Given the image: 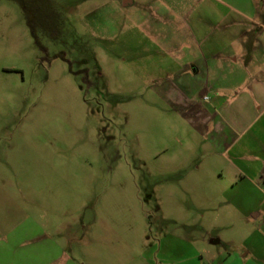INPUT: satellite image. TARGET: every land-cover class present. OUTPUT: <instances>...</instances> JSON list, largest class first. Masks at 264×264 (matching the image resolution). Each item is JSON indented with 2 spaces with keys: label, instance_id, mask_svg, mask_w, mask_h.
<instances>
[{
  "label": "rangeland",
  "instance_id": "obj_1",
  "mask_svg": "<svg viewBox=\"0 0 264 264\" xmlns=\"http://www.w3.org/2000/svg\"><path fill=\"white\" fill-rule=\"evenodd\" d=\"M219 8L0 0V264H264V187L232 188L173 91L201 60L216 89L248 72L250 38ZM207 45L217 57L198 59ZM254 53L251 73L264 31Z\"/></svg>",
  "mask_w": 264,
  "mask_h": 264
},
{
  "label": "crops",
  "instance_id": "obj_2",
  "mask_svg": "<svg viewBox=\"0 0 264 264\" xmlns=\"http://www.w3.org/2000/svg\"><path fill=\"white\" fill-rule=\"evenodd\" d=\"M213 1L220 6V13L224 14V17L229 14L236 16L234 22L227 25H223L225 22H222V28L224 27L225 31H241L242 40L250 38L247 45H243L242 52L243 61L248 65V72L237 73L234 80L228 84L229 88L216 89L209 83L207 62L201 60L200 65L194 63L191 75L182 72L180 77L183 80L179 77L175 81L173 91L177 96L184 97L188 104L189 124L205 137L206 142L216 153L225 157L237 170L239 178L231 182L232 188L245 183L257 189L259 186L264 187V64L263 67L258 68L257 73H251L249 70L255 64L254 50L258 47V39L264 31V6L257 2L252 5L250 0H245L248 1L247 7L237 3L234 5L229 0ZM131 3L132 0H127V4ZM220 20H223L222 16ZM249 33L251 34L248 35ZM205 43H207L206 38ZM207 47L208 55L206 56L205 52V56L201 55L198 59L217 57V52L212 50L210 45ZM262 63L264 62H259L258 65ZM201 68L204 69L202 81L199 77ZM196 80L201 82L196 84ZM201 88L214 93L207 107L193 102L192 99ZM224 90L229 94H223ZM206 189L211 191L209 187ZM195 191L193 187L188 189L189 200L195 198ZM254 206L258 209L260 203ZM253 216L257 217V214Z\"/></svg>",
  "mask_w": 264,
  "mask_h": 264
}]
</instances>
